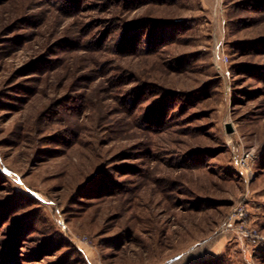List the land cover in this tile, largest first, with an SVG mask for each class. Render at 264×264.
Here are the masks:
<instances>
[{
  "label": "rangeland",
  "instance_id": "1",
  "mask_svg": "<svg viewBox=\"0 0 264 264\" xmlns=\"http://www.w3.org/2000/svg\"><path fill=\"white\" fill-rule=\"evenodd\" d=\"M0 264H264V0H0Z\"/></svg>",
  "mask_w": 264,
  "mask_h": 264
},
{
  "label": "built area",
  "instance_id": "2",
  "mask_svg": "<svg viewBox=\"0 0 264 264\" xmlns=\"http://www.w3.org/2000/svg\"><path fill=\"white\" fill-rule=\"evenodd\" d=\"M244 209L239 210V212L236 214V217H230V221L228 222V227L230 226H234V224H237V220L239 221H243V217H244ZM243 224V222H241ZM241 228L239 229V231L243 232V235L245 234L248 237H257L258 234H256L255 231H252L251 229H248L245 227V225L240 226Z\"/></svg>",
  "mask_w": 264,
  "mask_h": 264
}]
</instances>
